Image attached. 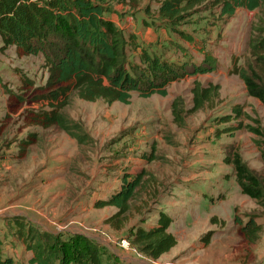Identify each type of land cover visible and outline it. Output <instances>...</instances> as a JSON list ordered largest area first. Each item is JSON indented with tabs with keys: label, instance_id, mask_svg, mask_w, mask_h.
<instances>
[{
	"label": "rangeland",
	"instance_id": "1",
	"mask_svg": "<svg viewBox=\"0 0 264 264\" xmlns=\"http://www.w3.org/2000/svg\"><path fill=\"white\" fill-rule=\"evenodd\" d=\"M159 1L144 0L132 9L120 0H101L125 36H136L137 47L129 43L132 60L143 47L197 62L207 52L217 68L173 82L167 96L133 92L128 104L72 94L63 113L73 135L56 125L30 123L34 111L46 105L33 101L34 88L49 75L44 56L20 55L15 47L0 50L1 261L33 264L49 251L53 264H90V244L105 264H264V195L244 193L235 163L227 160L239 156L264 194V103L233 73L235 66L251 71L250 42L264 6L239 8L230 17L211 4L196 7L177 25L193 37L186 41L179 31L156 26ZM23 76L33 87H25ZM197 84L214 95L192 111ZM229 114L234 118L222 122ZM144 170L124 226L114 228L106 220L117 209L95 208L94 201L119 188L125 171ZM161 211L173 217L170 231L178 244L152 259L133 240L139 227L156 224ZM249 220L261 225L251 239L241 230ZM210 230L206 245L201 238Z\"/></svg>",
	"mask_w": 264,
	"mask_h": 264
},
{
	"label": "trees",
	"instance_id": "2",
	"mask_svg": "<svg viewBox=\"0 0 264 264\" xmlns=\"http://www.w3.org/2000/svg\"><path fill=\"white\" fill-rule=\"evenodd\" d=\"M143 1L120 0L132 9L139 8ZM207 4L218 8L222 17H230L239 8L250 11L261 9L264 0H160L154 12L158 17L156 26L170 27L178 32L177 25L187 17L189 11ZM144 9L148 14L153 12L150 6ZM106 12L101 0H0V50L15 47L20 55L42 54L48 67L47 81L34 88L38 94L33 98V101L46 105L34 111L31 124L43 128L56 125L73 135L63 113V109L71 102L72 94L86 101L103 99L108 103L118 101L128 104L133 92L145 98L155 94L167 96L173 82L187 75L204 74L217 68L207 52L204 53L203 61L197 62L188 56L181 60L166 58L143 47L138 59L132 60L135 56L129 43H135L136 36L126 37L115 18ZM256 31L250 42L253 57L251 71L235 66L233 73L243 79L251 96L264 103V17L260 18ZM179 32L186 41L193 40L191 34ZM137 45L135 43V47ZM22 78L26 88L33 87L31 78ZM212 94L209 88L197 84L192 111L202 109ZM175 111L178 108L175 107ZM180 111L177 117H181ZM234 111L237 117L242 114L240 107ZM233 118V114L223 116L222 122H229ZM242 127L229 126L223 132ZM227 160L235 163L242 191L255 199H262L264 194L259 179L242 163L240 157ZM146 175L145 170L136 174L125 171L120 177L119 188L108 197L94 201L95 208L112 206L117 209L106 220L114 228L124 226L131 210V201L143 186ZM172 222L173 217L161 211L156 224L137 229L133 241L140 245L143 254L158 259L178 244L176 235L170 231ZM19 224L21 229L22 225ZM260 229L261 225L252 220L241 225L248 239L257 237ZM212 234L210 230L202 236L206 245L211 242ZM28 248L33 250V246L29 245ZM87 255L90 264H105L102 252L90 244L87 245ZM12 262L10 259L0 260V264ZM32 263L53 264L54 258L48 251L44 256L32 259Z\"/></svg>",
	"mask_w": 264,
	"mask_h": 264
}]
</instances>
